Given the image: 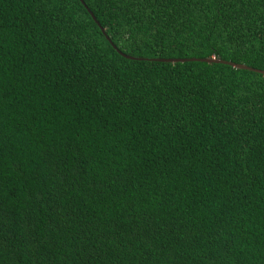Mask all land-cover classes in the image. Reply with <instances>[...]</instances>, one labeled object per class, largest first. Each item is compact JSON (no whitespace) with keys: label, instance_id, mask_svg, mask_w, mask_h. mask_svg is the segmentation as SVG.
Here are the masks:
<instances>
[{"label":"trees","instance_id":"obj_1","mask_svg":"<svg viewBox=\"0 0 264 264\" xmlns=\"http://www.w3.org/2000/svg\"><path fill=\"white\" fill-rule=\"evenodd\" d=\"M110 9L111 5L107 4L106 0H72L63 10L64 15L54 22L37 15L28 0H0V21L6 39L12 41L9 45L12 51L6 56L5 66L7 99L16 101L18 96L14 93L23 92L27 108L21 126L28 135L33 134V129L36 130L35 144L31 141L25 143L19 137H11L17 140L14 144L5 141L3 152L12 163L11 169H6V172L11 171L12 175L5 174L3 179L7 195L0 196V219L3 221L4 233L16 234V239L11 242L10 247L14 252L19 248L21 252L27 253L28 259L22 260V264H33L32 249L26 247L25 238L31 239L30 233L43 231L45 239L50 236L55 242V224L50 223L45 206L37 208L32 201V194L47 192L51 187V171L46 177L41 170L49 159L44 153L51 149L52 144L78 143L84 149V155H88L91 149L95 150L92 153L93 160L89 163L99 161L94 169H88L86 166L87 175H83L80 180L74 179L72 183V188H76L81 194L76 198L73 207L78 214L85 217L86 223L102 229L112 224L109 217L119 216L121 220L125 219L134 213V209L129 208L126 212L119 206L136 199L132 196V191L139 193L146 186L154 187L156 184H161V190H158L163 197L162 201L158 202L160 210L181 217L178 209H185V201L191 197L182 190L186 185L176 179V173L182 172L180 165L184 164L185 160L199 161L198 179L204 182L202 186L211 183L218 189L227 177L228 183L234 189L235 207L230 203L229 209L221 211L216 208V202L211 201L206 207L197 210L198 215H194L196 225L202 232H214L219 219L224 223L225 229L229 228L231 222H235V228L240 229L239 232H236L235 228L231 229L234 246L229 259L221 258L215 262L204 260L202 264H234L236 261L238 264H264V257L259 254L264 239L260 211L264 207V186L256 181L253 186L246 187L247 173L243 171L246 168H254L259 172V160L264 154L257 152L253 157L242 158L233 151L220 155L221 150L212 146L213 140L219 143L236 131L231 126L224 130L220 128L221 121L216 114L220 105L215 101L216 90L212 86L215 76L211 78V82L204 81L198 93L199 98H191L186 117H181L180 109L189 102L173 103L167 94L161 96L154 85L147 92L139 83L134 90L125 91L126 98H132L128 99V104L123 108L108 102L107 96L114 87L112 82L120 75L118 71L113 75L112 69L125 70V79L119 81L123 90L129 86L133 75L140 76L141 70L145 71V79H148L151 75L147 71L148 68L163 69L166 63L171 66L169 61L156 60L158 49L153 51L144 46L137 48L126 41V27L132 23L133 18L129 16L126 25L123 22V14L116 16ZM249 15L247 26L244 23L237 24L236 31L232 34L233 40H242L244 44H248L251 40L259 38L258 21L264 16L260 0L251 4ZM210 23L215 26L214 21L210 20ZM65 25L72 28L71 38H64L65 34L61 32V38L58 39L57 33L52 29ZM85 43L87 48L77 47ZM13 45L15 47H12ZM21 48L23 52L20 51ZM242 52L240 48H221L219 53L210 48H203L196 60H192L186 50L179 54L169 52L165 58L188 59L187 63L179 62L185 67L208 64L210 62L202 59L216 58L264 70L261 58L257 57L253 61L250 55L246 56ZM216 66L223 68L224 77L230 82H254L257 88L263 74L235 68L227 63L218 62L213 65ZM90 68L95 69L99 87L85 82ZM105 68H108L107 72L104 71ZM152 78L155 80L154 76ZM100 91L105 92L104 103H101L97 95ZM137 94L141 96V101L134 99ZM145 95L149 99H156V103L151 105V110L143 106ZM133 110L135 115H130ZM230 111L229 105L221 109L219 115L226 116ZM160 116L172 121L180 120L181 123L190 119L191 127L185 126L184 130H180V124H177L176 131L170 132L161 123L160 131L153 137L157 123H160ZM12 126L15 127L14 123ZM259 134L260 129L257 126V137ZM129 138H133L136 145L142 146L139 154L132 153L136 158L133 171L138 183L124 190L119 187L105 188L99 193L93 191L89 195L87 190L91 185L108 184L107 177L131 161V156L119 158L124 156L121 149L125 148L126 143L128 150L133 146ZM256 147L258 150L261 147L259 139ZM17 157L20 159L17 160ZM80 158L78 154L74 159ZM249 159L253 160L252 164L248 163ZM17 163L20 164V169H17ZM206 168L213 171L205 173ZM234 173L239 174V179L234 177ZM209 175L217 177L219 183L209 181ZM165 177L169 179L165 180ZM173 180L176 182L175 187H172ZM144 181L147 184L139 183ZM170 187L172 192L169 194L167 189ZM224 187L227 188V185ZM154 201L155 197H152L148 203L149 211ZM141 208L143 210L144 205H141ZM213 208L216 209L215 215L209 211ZM25 220L28 223H25ZM73 228V234L79 239V228L76 225H73ZM224 234L227 235L228 231L225 230ZM59 255L60 253H57V257ZM0 264L11 262L9 259H0ZM52 264L64 262L56 258L52 260ZM105 264L117 262L106 260ZM184 264H196V261Z\"/></svg>","mask_w":264,"mask_h":264},{"label":"snow or ice","instance_id":"obj_2","mask_svg":"<svg viewBox=\"0 0 264 264\" xmlns=\"http://www.w3.org/2000/svg\"><path fill=\"white\" fill-rule=\"evenodd\" d=\"M71 2L72 0H28L37 15L54 22L64 15L63 10ZM106 2L111 5L110 10L114 15L123 14V22L126 25L128 17L133 18L132 23L126 27L124 39L137 48L144 46L153 51L158 49L157 60H163L169 52L179 54L184 50L190 54L192 60H196L199 51L203 48H210L219 53L221 48L228 47L240 48L243 50L242 54L250 55L253 61L259 57L264 62V16H261L258 21L259 38L251 40L248 44H244L242 40L232 39L237 24L244 23L247 26L251 4L255 0H106ZM260 8L264 13V0H260ZM210 20L215 22L214 27ZM52 30L57 33L58 39L61 38L59 35L61 32H64V38H71L70 25ZM11 44L12 41L6 39V33L0 21V196L7 195L6 186L3 183L5 174L12 175L11 171L6 172V169H11L12 163L3 152L5 141L14 144L17 140L11 137H19L25 143L31 141L35 144L36 132L33 129V134L28 135L21 126L27 108L23 92L14 93L18 96L16 101L7 99L6 85L8 82L5 78V66L6 56L12 51L9 47ZM77 47L87 48V44L77 45ZM20 51L23 52V48ZM209 60L210 63L195 67H185L178 61L170 62L171 66L166 63L163 69L154 70L150 67L147 69L151 73L148 79H145V71L141 70L140 76L133 75L129 86L123 90L119 81L125 79L123 76L125 70L112 69L113 75H116L117 71L120 75H117L116 80L112 82L114 87L110 90L111 94L107 96V101L123 108L128 104V99L132 98H126L125 91L134 90L139 83L140 87L147 92L154 85L161 96L167 94L173 103L183 104V101H188L189 103L180 109L181 117H186L191 98L193 96L199 98L198 93L204 81L211 82V78L215 76V83L212 86L216 90L215 101L220 105V108L216 109V114L221 121L220 128L224 130L231 126L236 131L219 143L213 140L212 146L221 150L220 155L233 151L242 158L253 157L257 152L264 154V74L260 78L258 88L254 82L236 81L232 83L224 77L222 67H213L218 63L217 59L209 58ZM185 63H187L186 60ZM104 71L107 72L108 68ZM85 82L99 87L95 69H89ZM97 95L101 103H104L105 92L100 91ZM134 99L141 101V96L137 94ZM142 103L146 109L151 110V105L156 103V99L155 97L149 99L145 95ZM229 105L231 106L230 113L226 116L219 115L221 109ZM130 115H135L134 110ZM13 123L15 127L12 126ZM161 123L170 132L176 131L177 124H180V130H184L185 126L191 127L190 119H185L181 123L180 120L172 121L160 116V123H157L153 137L160 131ZM257 126L260 129L259 137L256 135ZM258 139L261 144L259 150L256 147ZM129 140L133 146L128 150L126 143L125 148L121 149L124 156L119 158L124 159L131 156V161L118 172L107 177L108 184L91 185L87 190L89 195L93 191L99 193L105 188L119 187L124 190L138 183L133 171L136 158L132 153L139 154L142 146L136 145L133 138ZM49 143L51 144V141ZM94 151L91 149L88 155H84V149L80 144L65 143L52 144L51 149L44 153V156L49 159L41 171L46 177L51 171V187L47 192L32 194V201L35 202L37 208L46 207L50 223L55 224L56 236L53 242L52 237L45 239V233L39 231L30 233L31 239L25 238L26 247L32 249L33 264H43V262L52 264V260L56 258L61 259L64 264H105L106 260L116 261L117 264H184V262L195 260L196 264H202L204 260L215 262L221 258L231 257L234 246L231 229L235 228V222H231L229 228L225 229L224 223L218 219L215 231L205 233L196 225L194 215H198L197 210L206 207L211 201H215L216 208L221 211L229 209L230 203L232 207H235L234 189L228 183L227 177L223 179L218 189L214 188L211 183L202 186L204 182L198 179L200 173L197 164L199 161L185 160L184 164L180 165L182 172L176 173V179L186 185L182 190L191 197L190 200L185 201V209H178L182 218L160 210L158 202H161L163 197L158 191L161 190V184H156L154 187L146 186L139 193L132 191V196L136 199L119 206L123 207L126 212L129 208L134 209V213L129 214L125 219L121 220L119 216L109 217L112 224L102 229L86 223L85 217L78 214L73 207L76 198L81 194L76 188H72V183L74 179L80 180L83 175H87L86 166L88 169H94L99 164V161L89 163L93 160ZM78 154L81 158L74 159ZM19 159L17 157V160ZM248 163L252 164L253 160L249 159ZM17 169H20L19 163H17ZM212 171L211 168L205 169V173ZM243 171L247 173L246 187L253 186L256 181L264 186V155H261L259 160V172L254 168H246ZM233 175L239 179L238 173ZM168 179L169 177H165V180ZM208 179L219 183L217 177L209 175ZM139 183L147 184L146 181ZM175 183L173 180L172 187H175ZM225 185L227 188L224 187ZM180 190L177 189V191ZM167 191L170 194L172 188H168ZM152 197H155V201L149 211L148 203ZM141 205H144L143 210ZM209 211L213 215L216 214L214 208ZM260 211L261 224L264 225V207ZM25 223L28 221L25 220ZM73 225L80 230L79 239L73 234L75 231ZM225 230L228 231L227 235L224 234ZM235 231L239 232L240 229L235 228ZM261 231H264V227ZM15 239V232L4 233L3 221L0 219V259H9L11 264H22V260L28 259V255L26 252H21L19 248L15 252L12 250L10 245ZM57 253H60L59 257ZM259 254L264 257V239H262ZM234 264H238V261Z\"/></svg>","mask_w":264,"mask_h":264},{"label":"water","instance_id":"obj_3","mask_svg":"<svg viewBox=\"0 0 264 264\" xmlns=\"http://www.w3.org/2000/svg\"><path fill=\"white\" fill-rule=\"evenodd\" d=\"M92 15L95 18V16H94L93 13H92ZM123 55H126V54L123 53ZM126 57L132 58V56H128V55H126ZM185 60L187 61L188 59H181V58H169V59H166L165 58L162 61H169V62L178 61V62H184ZM202 60L210 62L209 58H205V59H202ZM217 61L219 63H227V64H230L231 66H233L235 68L248 69V70H252V71H256V72H260V73H263L264 74V70L254 68V67L248 66V65L243 64V63H236V62H232V61H226V60H223V59H217Z\"/></svg>","mask_w":264,"mask_h":264}]
</instances>
